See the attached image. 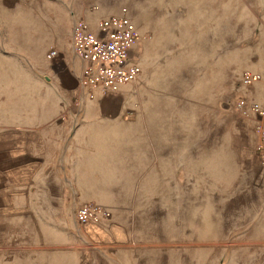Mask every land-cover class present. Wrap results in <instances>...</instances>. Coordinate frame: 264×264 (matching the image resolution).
Wrapping results in <instances>:
<instances>
[{
    "label": "rangeland",
    "instance_id": "1",
    "mask_svg": "<svg viewBox=\"0 0 264 264\" xmlns=\"http://www.w3.org/2000/svg\"><path fill=\"white\" fill-rule=\"evenodd\" d=\"M114 14L140 34L139 75L83 91L69 72L73 26ZM261 54L264 0H0V165L2 120L52 119L68 133L54 173L12 190L14 205H2L0 177V264H264L257 121L237 106H264ZM246 69L261 78L244 84ZM97 126L112 134L108 176L88 141ZM89 201L111 210L95 220L103 236L76 215Z\"/></svg>",
    "mask_w": 264,
    "mask_h": 264
},
{
    "label": "built area",
    "instance_id": "2",
    "mask_svg": "<svg viewBox=\"0 0 264 264\" xmlns=\"http://www.w3.org/2000/svg\"><path fill=\"white\" fill-rule=\"evenodd\" d=\"M98 30L92 31L87 23L80 20L73 26L72 46L74 54L81 60L82 69L78 76V86L91 93L99 90L103 94L117 92L121 85L135 81L140 68L136 46L140 41L139 32L130 26L120 15H109L97 23ZM57 55L56 49L48 52L49 57ZM261 78V72L246 69L241 81L249 85ZM237 106L243 113H253L257 121L255 153L264 167V106L258 102L245 103L240 100ZM82 221L109 218L111 210L98 202H85L76 210Z\"/></svg>",
    "mask_w": 264,
    "mask_h": 264
},
{
    "label": "crops",
    "instance_id": "3",
    "mask_svg": "<svg viewBox=\"0 0 264 264\" xmlns=\"http://www.w3.org/2000/svg\"><path fill=\"white\" fill-rule=\"evenodd\" d=\"M87 17L86 15L85 22L89 29L97 31V22L91 24L87 21ZM70 49L76 59L74 63L76 71L69 67V72L78 80L82 62L74 54L72 36ZM90 110L93 114L96 112V107L90 106ZM91 124L95 125L96 122ZM100 124L103 125V121H100ZM85 125L86 123L82 128ZM64 126V123L56 124L52 119H32L25 124L24 122L8 124L2 120V153L5 152L2 154V166L0 165L2 205H14L12 200L14 195H10L12 190H26L31 184H38L40 176L44 173H54L56 152L63 151L68 138Z\"/></svg>",
    "mask_w": 264,
    "mask_h": 264
},
{
    "label": "bare ground",
    "instance_id": "4",
    "mask_svg": "<svg viewBox=\"0 0 264 264\" xmlns=\"http://www.w3.org/2000/svg\"><path fill=\"white\" fill-rule=\"evenodd\" d=\"M174 1L179 2V1H185V0H174ZM140 17L146 21L148 20L149 15L147 14V10L145 8L140 11ZM90 21L89 22L91 24L94 23L92 18L90 19ZM167 26H169V22L165 19H162L158 23L154 24L157 36L155 37L154 41H152L151 43L152 46L153 44L157 45L161 42V40H159V36L161 35V37H163V32L167 28ZM260 64L264 65V55L263 54L259 55L258 57V65ZM254 66H257V65H254ZM169 70H170L169 67L163 70L164 73L162 75L163 76L166 75V73H168ZM0 80H2V64L1 63H0ZM160 83H162V81H158V84ZM261 84H263V82H261ZM91 112L92 111L88 109V113L92 114ZM153 116H154L153 114L148 113L147 114L148 121L151 119H154L155 117ZM106 128L107 127H104V126H97L96 128L94 127L91 130L90 134L88 135V141L96 145L95 158L96 159L98 158V162H96V164H100L98 166H106L108 164L107 170L105 169L100 170L101 173H106L108 176L109 175L108 173L113 172L112 171L113 169H110V168H113L116 162L113 161V155L115 153L113 152V150L115 151V149L114 148L112 149L109 145L110 141L112 140V134L110 130H106ZM94 159L92 160L93 162H94ZM80 172H85V171L80 170ZM146 181L151 184L152 183L151 177L147 178ZM83 225L86 228L87 232L91 233L92 235H100V236L104 235V233L101 232L100 227L98 226L97 222H95L94 220H90V219L84 220Z\"/></svg>",
    "mask_w": 264,
    "mask_h": 264
}]
</instances>
